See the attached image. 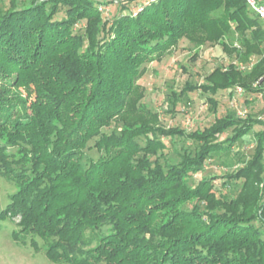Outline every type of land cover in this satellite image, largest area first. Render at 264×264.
I'll use <instances>...</instances> for the list:
<instances>
[{
    "label": "trees",
    "instance_id": "trees-1",
    "mask_svg": "<svg viewBox=\"0 0 264 264\" xmlns=\"http://www.w3.org/2000/svg\"><path fill=\"white\" fill-rule=\"evenodd\" d=\"M132 1L9 0L0 7V176L17 187L0 211V231L3 220L19 217L14 239L44 248L55 263L264 264V131L235 169L190 184L264 120L229 111L202 129L167 127L139 82L147 64L182 39L219 43L236 61L182 91L215 95L240 85L258 98L262 20L247 0H159L136 16ZM101 3L119 12L107 16ZM209 102L215 110L217 99ZM228 129L233 134L221 138ZM177 138L196 146L172 163L168 148ZM93 148L98 158L87 154Z\"/></svg>",
    "mask_w": 264,
    "mask_h": 264
},
{
    "label": "rangeland",
    "instance_id": "rangeland-1",
    "mask_svg": "<svg viewBox=\"0 0 264 264\" xmlns=\"http://www.w3.org/2000/svg\"><path fill=\"white\" fill-rule=\"evenodd\" d=\"M140 1L142 0H133L130 5ZM8 5L9 0H0L1 8H6ZM111 8L113 14L119 12V8L115 6H111ZM58 16H64V13ZM84 25L85 21H82L77 26V30L82 34L84 33ZM233 61H236L235 55L230 56L227 54L219 43H206L199 47L193 45L187 39H182L179 45L162 60H154L147 64L146 73L139 80L146 89L144 102L148 107L160 113L163 125L167 127L179 126L188 131L197 128L202 129L210 125L216 117L222 116L229 111L238 112L244 106L247 107L248 113L260 117V115L264 114V99L257 98L247 91L240 94L234 87L220 90L215 95L200 89L182 91L187 84L196 85L203 83L206 75L217 66H226ZM253 61H255V58ZM211 96L215 97L218 102L215 110L209 102V97ZM116 128H118V124L105 128V130L110 132ZM258 130L264 131V124L256 125L254 129L244 135L235 144L232 152L216 154L203 171L194 174L190 178V184L195 185L202 176H220L235 169L240 164V159L243 155L248 157L253 153L256 145L255 132ZM232 134L233 130L228 129L221 135V138ZM195 146L196 143L191 140L177 138L173 145L169 144L168 158L170 162L176 163L180 160V153L183 148L192 150ZM235 151H239V154H236ZM87 154L98 158L101 152L93 148L88 150ZM222 181L221 177L215 180L217 188H223ZM239 184L240 182L235 185L232 184L228 190L229 194H237L240 188ZM16 188L15 183L0 176V211L10 202V195ZM223 191L225 192V189ZM192 205L193 203H189L187 207L191 208ZM18 221L19 217H15L1 222L0 264H64L49 260L44 248L35 250L30 242L23 244L16 241L13 231L18 228ZM254 224L259 226L260 222L256 221ZM37 239L43 245V240L39 237Z\"/></svg>",
    "mask_w": 264,
    "mask_h": 264
},
{
    "label": "built area",
    "instance_id": "built-area-1",
    "mask_svg": "<svg viewBox=\"0 0 264 264\" xmlns=\"http://www.w3.org/2000/svg\"><path fill=\"white\" fill-rule=\"evenodd\" d=\"M159 0H142L134 5H130V7L128 8V11L133 15L136 16L141 10H143V8L149 4V3H153V2H157ZM250 9L262 20L263 24H264V4L263 3H259L257 0H247ZM111 4H107V3H101L99 4L98 8L100 11H102L105 15L110 16L112 15V8H111ZM249 66V65H248ZM248 66L246 64H240L239 67L243 70H245L246 68H248ZM235 90L240 93L243 94L245 93V89L244 87L237 85L234 87ZM257 96L261 99H264V87L263 90L259 91ZM238 115L240 116H245L248 113V109L247 107H242L241 109L238 110ZM260 118H262L264 120V114L260 115Z\"/></svg>",
    "mask_w": 264,
    "mask_h": 264
},
{
    "label": "crops",
    "instance_id": "crops-1",
    "mask_svg": "<svg viewBox=\"0 0 264 264\" xmlns=\"http://www.w3.org/2000/svg\"><path fill=\"white\" fill-rule=\"evenodd\" d=\"M259 3H263L264 4V0H257Z\"/></svg>",
    "mask_w": 264,
    "mask_h": 264
}]
</instances>
